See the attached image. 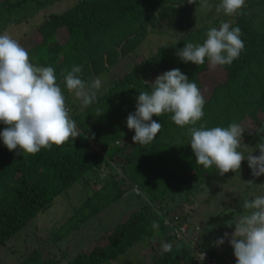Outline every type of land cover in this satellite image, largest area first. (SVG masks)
I'll use <instances>...</instances> for the list:
<instances>
[{"label": "trees", "instance_id": "obj_1", "mask_svg": "<svg viewBox=\"0 0 264 264\" xmlns=\"http://www.w3.org/2000/svg\"><path fill=\"white\" fill-rule=\"evenodd\" d=\"M56 1L0 0V32L7 26L27 21ZM245 1L244 7L229 22L231 27L241 29L244 49L230 65L219 66L225 71V79L215 85L205 99L204 116L196 125L181 128L171 120L170 113L153 116L161 129L151 143L139 145L133 143L135 133L128 129L126 121L136 110L140 92H150V83L165 71L179 68L189 82L196 83L200 89L198 74L209 67L207 58L204 64L195 65L183 62L176 52L188 42L202 44L210 27L195 34L193 39L178 42L172 50L159 49L148 54L118 80L110 79L105 91L97 95L91 105L83 109L70 105L69 115L80 133L75 140L69 139L59 147L53 145L51 150L42 148L35 155H17L19 149L9 151L0 139V247L29 220L51 208L54 199L79 180L80 187L87 192L69 216L49 233L47 242L51 246L70 236L107 206L115 205L124 193L122 187L133 184L146 193L147 201L116 224L98 232L69 258H63L64 264H110L125 250L143 243H148L149 250L158 251L149 264H202L189 243L174 236V231L178 232L182 225L189 233L194 228L188 213H182L178 205L170 202L174 201L178 186L182 196H188L201 178L218 174L214 166L205 169L196 164L188 128L201 125L226 128L245 116L255 129L243 132L244 138L237 150L245 158L250 153L259 155L256 145L264 142V32L252 25L253 15L261 9L254 11V0ZM199 2L201 0L192 4L188 0H73L63 12L47 15L35 27L39 39L28 52L30 62L34 66L53 67L68 106L72 93L64 85L66 71L81 66L80 78L89 83L132 51L139 39L152 31L159 18L171 17L174 12ZM5 127L0 123V132ZM248 145L253 146L251 152L245 150ZM111 162L116 163L119 174L111 172L98 181L93 180L89 188L84 184L89 173L94 174L103 165L110 167ZM244 163L248 164L247 159L241 162ZM262 178L264 174L250 181L256 183ZM195 179L194 187L189 182ZM162 195L169 200L161 201ZM157 200L159 203L153 207L151 202ZM243 210L240 206L231 212ZM154 222L157 228L153 227ZM199 233L197 231V236ZM163 243H170L171 251L162 252ZM201 245L209 246L205 253L216 264H236L233 248L230 251L226 247L217 249L214 240L208 245L205 235L201 236L197 247ZM61 259L41 258L39 250L32 249L17 264H57Z\"/></svg>", "mask_w": 264, "mask_h": 264}, {"label": "clouds", "instance_id": "obj_2", "mask_svg": "<svg viewBox=\"0 0 264 264\" xmlns=\"http://www.w3.org/2000/svg\"><path fill=\"white\" fill-rule=\"evenodd\" d=\"M189 4L195 0H188ZM245 5V0H221L216 12L227 16L237 14ZM207 7V4L203 5ZM239 27H231L223 22L217 29L211 27L206 32L202 44L188 42L176 55L185 63L202 65L207 58L210 66L230 65L244 49ZM81 66H73L64 75V85L68 92L87 107L97 99V91L102 86L99 78L86 83L80 78ZM151 91H141L137 97L136 110L127 117V127L134 130L132 141L147 145L159 133L161 124L153 116L171 114V120L179 127L196 125L204 116L205 98L194 82L179 68L165 71L150 83ZM0 123L6 125L0 132V139L9 151L17 150V155H35L40 150H51L65 144L69 139L80 136L75 121L66 107L65 95L57 83L53 67L34 66L28 51L8 32L0 34ZM244 129L233 122L228 127L188 128L190 146L195 162L205 169L215 167L223 176L229 171L241 168L244 159L252 170V176L264 174V142L256 148L259 155L250 153L246 158L237 149L241 146ZM94 139V134L92 136ZM248 183H252L249 181ZM246 210L235 222L226 221L231 233L225 232L214 241L215 246L228 241L233 248L236 264H264V196H256L243 204ZM157 228L158 224L153 223ZM162 252L172 249L170 243L162 244ZM200 260L205 253L200 252Z\"/></svg>", "mask_w": 264, "mask_h": 264}, {"label": "rangeland", "instance_id": "obj_3", "mask_svg": "<svg viewBox=\"0 0 264 264\" xmlns=\"http://www.w3.org/2000/svg\"><path fill=\"white\" fill-rule=\"evenodd\" d=\"M72 2L73 0H57L51 6L46 7L43 10L44 12L41 10L27 21L7 26L0 34L8 32L9 35L16 39L21 46L29 52L31 45L36 43L39 39L38 34L34 31L35 27L44 20L47 15L63 12ZM220 2L221 0H201L197 5L186 7L181 12H174L171 17L164 15L159 18L153 25L152 31L146 32L143 37L139 39L138 44L135 45L132 51L115 62L105 74H97V76L92 79L99 78L102 81V86L97 91L96 95L105 91L110 79L113 81L118 80L125 75L132 66L140 62V60L148 54L159 49L172 50L178 42H184L186 38L193 39L195 34L201 33L209 27H216L218 29L221 23H229L233 15L227 16L223 11L219 13L216 12V6ZM204 4H207V7H204ZM253 5H256L255 7L253 6L254 11L255 9H261V11L255 12L253 15L252 25L257 30L264 32V0H254ZM60 32L64 34L62 30ZM57 35H59V33ZM64 36L65 34L62 35V37ZM58 37H60V35ZM183 47L184 46L181 48ZM224 79L225 71L219 66L212 68L209 64L207 70L199 73L198 81L201 94L204 98L208 99L213 87L223 82ZM75 104L80 109L84 108L80 100L72 93L69 105L66 107L70 111L72 109L70 105ZM237 124L247 133L255 129V125L245 116ZM242 138H244L243 133ZM253 141L252 143H254ZM252 148L253 146L248 145V148H245V150L248 149L251 152ZM116 161L119 162V160ZM109 166L110 167L103 165L101 167L102 169H97L98 171L94 174L89 173L86 177L87 181L84 184L89 188L93 180L98 181L97 179L100 180L111 172H117L119 174L120 171L116 163L113 164L111 162ZM251 173L252 170L248 167V164L244 163L241 164L240 170L234 174L229 171L223 176L216 174L209 178L203 177L197 186L194 185L197 182V179H195L189 182L196 187L188 196H182V192L178 190V186L173 196L174 201L170 202V204L178 205L182 213H188L190 216V224L194 228V231L192 233L186 231L181 235L174 231V236L179 237V239L183 238L185 242L189 243L188 246L193 248L194 252H197V250L206 252L212 240L216 241L218 238L222 237L225 232H233L234 228H228L225 222L232 219L235 221L239 218L240 214L244 213L246 210L240 213H232L231 211L238 210L249 197L253 199L256 196H264V178L256 183L250 184L248 182L251 178H256L252 176ZM80 182L81 180L77 181V183H74L67 191L57 196L51 208L44 213L37 214L34 218L29 220L12 239L8 240L0 247V264H17L32 249H38L41 258L51 257L55 260L62 258L57 264H64V259L69 258L75 250L94 238L98 232L116 224L130 214L134 208L140 206L142 202L148 199L146 193L137 190L133 184L130 186L125 185L122 187L124 193L115 205L112 204L107 206L99 215L88 219L82 224L77 231L61 240L55 246H51L47 242V236L62 220L69 216L72 210L77 207L81 197L87 192L84 188L80 187ZM161 197V201L163 202H166L167 199L169 200L166 195H162ZM158 203L159 201L157 200L151 202V205L155 207ZM223 207H226V209H222ZM197 231L198 233L200 231L198 234L200 238L203 235L207 236L208 247L205 248V246L203 247L202 245L197 247L200 239H198ZM224 247H226L228 251L232 249L227 240H225L224 244L216 246L217 249H222ZM157 254V250H149L148 243H143L134 245L125 250L121 255L115 257L110 264H149ZM213 255H216L215 251H213Z\"/></svg>", "mask_w": 264, "mask_h": 264}, {"label": "built area", "instance_id": "obj_4", "mask_svg": "<svg viewBox=\"0 0 264 264\" xmlns=\"http://www.w3.org/2000/svg\"><path fill=\"white\" fill-rule=\"evenodd\" d=\"M165 223H166V221H164ZM177 232V231H176ZM186 232V229H185V226L184 225H182L180 228H179V231L177 232L179 235H181V234H183V233H185ZM194 252V251H193ZM200 252H203V250H197V252H194V254H195V257H196V259L200 262V263H202V264H216V262H214L212 259H210V258H208L207 257V255H206V253H205V259L203 260V261H201L200 260V255L198 254V253H200Z\"/></svg>", "mask_w": 264, "mask_h": 264}]
</instances>
